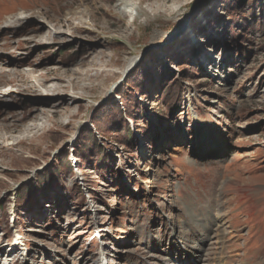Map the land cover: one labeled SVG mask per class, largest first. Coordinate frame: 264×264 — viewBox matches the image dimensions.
I'll list each match as a JSON object with an SVG mask.
<instances>
[{
  "label": "rangeland",
  "instance_id": "374dc122",
  "mask_svg": "<svg viewBox=\"0 0 264 264\" xmlns=\"http://www.w3.org/2000/svg\"><path fill=\"white\" fill-rule=\"evenodd\" d=\"M113 4L0 0V55L23 62L5 69L56 78L73 112L25 132L40 106L0 97V116H23L0 133V264H264V0ZM34 29L61 31L26 43ZM10 76L1 93L31 85ZM220 210L221 247L213 231L194 256L171 239Z\"/></svg>",
  "mask_w": 264,
  "mask_h": 264
},
{
  "label": "bare ground",
  "instance_id": "6f19581e",
  "mask_svg": "<svg viewBox=\"0 0 264 264\" xmlns=\"http://www.w3.org/2000/svg\"><path fill=\"white\" fill-rule=\"evenodd\" d=\"M141 1L142 0H114L113 7L116 10H119L120 13H122V14H128V13H130V16H131L135 12V10L138 9L137 5ZM80 13H81V11H80ZM28 15H30V14H28ZM26 17H27V15H25V16H19V17H17L18 19H16L15 22H13L12 20H11L12 22H10V21L7 22V25H5L6 29H8L7 27H14L13 25L16 24L18 22V20L20 22L26 20ZM27 29H25V30H27ZM49 31H51L50 32L51 34H49V33L45 34L43 32H38V30L34 29L33 31H31L29 33V35H28L29 37L25 38V42L27 43L28 41H31V40L37 38V41L38 42L42 41V43H43V41H44L43 39L46 40L48 34H49L50 37L53 38V36L59 35L61 30L58 31L56 29H52V30L49 29ZM48 42H49V40H48ZM154 42L155 41L152 40L149 43H150V45H152V44H154ZM5 46H6V48H9V44L6 43ZM132 54L135 55V56H137V52H134ZM14 58H19V57H14ZM129 60H134V59H132L131 57H129ZM131 62H133V61H131ZM7 63H13L15 66H19V65L23 64V62H21V60L18 61V59H17V61H14L12 59H9L7 56L1 54L0 55V79H2V77L4 78L5 76H10L9 74H12L10 76L11 78L8 79L9 82L10 81H12L14 83H19V82H26L27 83L28 82V83H31V85L28 86V88L27 87L23 88L22 90H19V89L18 90L11 89L10 91L6 92L5 94L0 92V97L2 98L3 96L8 95V94L9 95L10 94H18V95H22L23 97H25V99L30 100L34 106H40V108L39 107H34V108H36L35 111H37L35 113L34 112L32 113V109H30V110L27 111V114H33V115L32 116L30 115L31 116V119L29 118L28 119L29 121H27L26 124H23L24 125L23 126V128H24L23 131H25V132H33V131H38V130L45 129L46 123H44L45 121L43 122V119L42 118L43 117H46L45 115L47 113H52V114L53 113H57V114L60 113V115H62V114H65L67 112L68 115L69 114H71V115L73 114V112L71 111L72 109L70 110L71 107H69V105H68V103L66 101V98H68V100H69V99H71V98H69L71 96L70 95L68 96V94L63 93L64 91L61 92L59 90L63 86L58 81H57L58 83H54L55 81H53V80L56 79V78L52 77L49 82H46L45 80H35V78L33 79V77H31L30 73L28 72L30 70L29 68H28L29 70L27 69L26 72L20 71L18 69L15 70V71L11 69L12 71H10V70L5 69L4 64H7ZM27 64H29V63L27 62ZM11 66H10V68L13 67V66L12 67ZM6 67H8V66H6ZM31 69H32V67H31ZM72 70H71V73L70 74H75V72H77L76 70L75 71H72ZM45 72H49V69H45ZM65 72H67V70L66 71L64 70V73ZM69 72H70V70H69ZM60 75H62V74H60ZM87 78H89V75H88ZM4 79H6V78H4ZM97 81H99V80H97ZM1 82L2 81H0V83ZM44 83H48L50 85L49 88H48V91L50 90L51 92L50 93L48 92L47 94H46V92H45V94L42 93V95L43 94L44 95H47V97L46 96L41 97V95H40L41 93L39 94L37 92L38 88L41 85L43 86ZM67 86L68 85H66V87ZM85 87H87V86L85 85ZM71 89L76 90L77 88L74 87L73 85H71ZM80 89L83 90L82 86H81ZM39 98H41V99L39 100ZM15 113H10L9 115L0 116V133H2L3 130L6 133L13 132L14 127H16L14 125V123H16V122H18V121H20V120L23 119V116L22 117H19ZM72 117H73V115H72ZM45 119H47V118H45ZM20 130H22V129H20ZM0 137H1V135H0ZM9 137H12V138L9 139ZM20 139L23 140L22 138H20ZM4 140H5L4 141L5 143L6 142L7 143L11 142V145H12L13 142L17 140V137L15 138L14 136L9 135V136H6L4 138ZM14 143H16V142H14ZM227 201H229V200H227ZM215 209H217V207ZM215 216H216L215 220L217 219L216 221L215 220L214 221H210V222L208 221V222H206L204 224H200L199 225V226H202V229H203V230H199V234H201V236L199 237V239L194 236L195 231H194V233H189L187 230H185V228H182L180 225H178V226L175 227V228H177L176 231H175V228H173V230H172V226L173 225L170 226L169 234L171 236V239H173V242H181L182 241L184 243V245H186L185 247H186V250L188 252V255L191 254L192 256H194L195 253L197 252V250H198V252L201 250V247H202L201 246V243H202V240H204V238L207 236V232L208 231H213V233L215 232L216 235H217L216 238H217V240L219 241V244H220L218 246L221 247L222 244H223L224 234L226 233V231H225V229L223 227V220H224L225 212H223L222 210H220L219 213H218V215L215 214ZM213 222H214V224L212 225ZM208 223L211 226H207ZM20 239L18 237H17V239L15 237L14 238H11V242L9 243L10 244V249H9L10 252L6 254L7 257H5L6 258L5 260H9V257L10 256L12 257L14 254L17 253L18 245H20V241H18V240H20ZM196 239H198V240H196ZM101 259H102L101 261H102V264H103L104 263V258H101ZM24 261H26V260H24ZM164 264H173V263H171L170 261H166Z\"/></svg>",
  "mask_w": 264,
  "mask_h": 264
},
{
  "label": "trees",
  "instance_id": "16d2710c",
  "mask_svg": "<svg viewBox=\"0 0 264 264\" xmlns=\"http://www.w3.org/2000/svg\"><path fill=\"white\" fill-rule=\"evenodd\" d=\"M125 135H126V139H127V140H130V141L133 140L131 134L126 133ZM66 152H67V151H66ZM66 154H67V153L62 154V156H58V159H59L60 161H61L62 159H66V158H67ZM77 156H78V155H77ZM65 164H66L67 167H71V165H73V164L71 163V161L65 162ZM78 189L81 190V187L78 186Z\"/></svg>",
  "mask_w": 264,
  "mask_h": 264
},
{
  "label": "water",
  "instance_id": "95a60500",
  "mask_svg": "<svg viewBox=\"0 0 264 264\" xmlns=\"http://www.w3.org/2000/svg\"><path fill=\"white\" fill-rule=\"evenodd\" d=\"M127 70L123 73V76L126 74Z\"/></svg>",
  "mask_w": 264,
  "mask_h": 264
}]
</instances>
